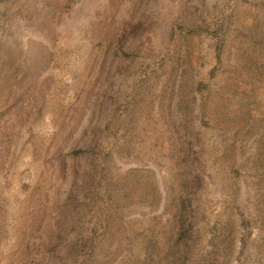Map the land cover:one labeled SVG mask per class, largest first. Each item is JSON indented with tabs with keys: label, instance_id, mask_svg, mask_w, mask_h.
Instances as JSON below:
<instances>
[{
	"label": "rangeland",
	"instance_id": "374dc122",
	"mask_svg": "<svg viewBox=\"0 0 264 264\" xmlns=\"http://www.w3.org/2000/svg\"><path fill=\"white\" fill-rule=\"evenodd\" d=\"M0 264H264V0H0Z\"/></svg>",
	"mask_w": 264,
	"mask_h": 264
}]
</instances>
